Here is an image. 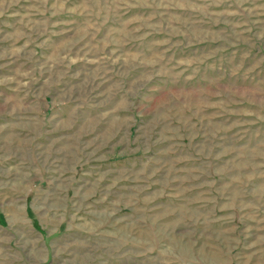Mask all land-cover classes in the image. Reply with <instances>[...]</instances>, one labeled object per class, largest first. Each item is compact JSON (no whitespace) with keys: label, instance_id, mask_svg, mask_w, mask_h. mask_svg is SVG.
Segmentation results:
<instances>
[{"label":"rangeland","instance_id":"374dc122","mask_svg":"<svg viewBox=\"0 0 264 264\" xmlns=\"http://www.w3.org/2000/svg\"><path fill=\"white\" fill-rule=\"evenodd\" d=\"M0 264H264V0H0Z\"/></svg>","mask_w":264,"mask_h":264}]
</instances>
